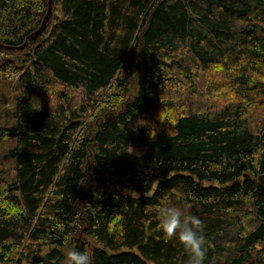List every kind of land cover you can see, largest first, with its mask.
Here are the masks:
<instances>
[{"label": "trees", "instance_id": "16d2710c", "mask_svg": "<svg viewBox=\"0 0 264 264\" xmlns=\"http://www.w3.org/2000/svg\"><path fill=\"white\" fill-rule=\"evenodd\" d=\"M46 8L0 0V42L22 44ZM53 10L27 48L0 50L19 92L15 125H0L16 170L0 177V264H67L69 248L93 264H187L159 229L162 202L202 221L203 264H264V0Z\"/></svg>", "mask_w": 264, "mask_h": 264}, {"label": "clouds", "instance_id": "9594fccd", "mask_svg": "<svg viewBox=\"0 0 264 264\" xmlns=\"http://www.w3.org/2000/svg\"><path fill=\"white\" fill-rule=\"evenodd\" d=\"M133 152L131 147L130 154ZM160 231L169 240L174 239L188 254L187 264H203L206 254L202 221L198 216L170 202H162L157 210ZM67 264H93L86 251L69 248Z\"/></svg>", "mask_w": 264, "mask_h": 264}, {"label": "rangeland", "instance_id": "374dc122", "mask_svg": "<svg viewBox=\"0 0 264 264\" xmlns=\"http://www.w3.org/2000/svg\"><path fill=\"white\" fill-rule=\"evenodd\" d=\"M54 11V10H53ZM167 63L171 60L169 57L163 58ZM17 86L15 84L14 78L11 80H0V98H1V106H0V125L3 126H14L15 125V119H14V104L15 98L19 95V92L17 91ZM185 95V94H183ZM188 95V94H187ZM183 96L186 98V96ZM194 99H197L196 106L199 108L201 103L199 101L201 100L198 96L194 95ZM216 101V100H213ZM217 101L220 102V98L217 99ZM222 101V100H221ZM215 103V102H214ZM159 110H155V112L151 115V118H159L160 117ZM153 116V117H152ZM160 121V120H159ZM13 137H8L2 141H0V177L4 179V181L8 183H12L15 180L16 177V170H15V160L8 155V152L10 149L13 148L15 142ZM203 186H221L218 182H207L203 181ZM155 186V185H154ZM154 188V187H153ZM132 195L134 197L139 195V192L133 191ZM261 248V247H257ZM255 253H253L252 259H250L249 264H256L255 260ZM152 264V263H150Z\"/></svg>", "mask_w": 264, "mask_h": 264}, {"label": "water", "instance_id": "95a60500", "mask_svg": "<svg viewBox=\"0 0 264 264\" xmlns=\"http://www.w3.org/2000/svg\"><path fill=\"white\" fill-rule=\"evenodd\" d=\"M54 2L55 0H47V8H46V12H44L45 14L42 18L41 24L38 25L39 27L37 29L29 33L26 36V39H23L24 41L22 44L17 45V46H12V45H6L0 42V50L4 48V49H9V50L22 51L25 48H27L29 43L33 42L35 38H37L40 34H42L45 31L47 27L46 25L48 24V22L51 20V17H52ZM263 178L264 176H258L257 183H260L263 180ZM255 247H258V245H256Z\"/></svg>", "mask_w": 264, "mask_h": 264}]
</instances>
